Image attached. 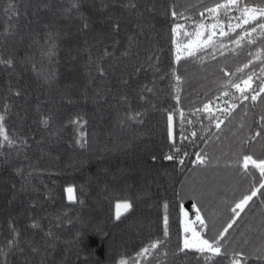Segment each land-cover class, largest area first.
<instances>
[{"label":"trees","instance_id":"trees-1","mask_svg":"<svg viewBox=\"0 0 264 264\" xmlns=\"http://www.w3.org/2000/svg\"><path fill=\"white\" fill-rule=\"evenodd\" d=\"M12 2L15 14L0 0V59L12 61L0 63V114L15 141L0 137L6 264H206L195 251L179 252L181 210L193 220L195 204L211 238L231 221V208L264 184L259 167L244 159L264 161V17L242 24L235 7L230 19L223 9L205 11L228 0ZM242 6L264 7V0ZM211 25L220 29L207 36ZM201 29L207 38L189 56L186 44ZM180 112L192 122L189 140L177 141L178 155L188 154L183 165L164 158L175 151L168 116L179 137ZM197 153L205 164H193ZM69 186L82 203L67 200ZM125 200L132 208L117 221L114 205ZM165 203L166 242L133 261L164 239ZM226 236L228 254L210 264H230L234 252L264 264V189Z\"/></svg>","mask_w":264,"mask_h":264},{"label":"snow or ice","instance_id":"snow-or-ice-1","mask_svg":"<svg viewBox=\"0 0 264 264\" xmlns=\"http://www.w3.org/2000/svg\"><path fill=\"white\" fill-rule=\"evenodd\" d=\"M243 5V0H228L227 4H218L215 7L211 9H206L205 11L210 15H215L217 13L218 9H223L224 10V15L226 19H230L228 16V11L231 10L232 7H235L236 10L240 13L239 17H236V19L240 20L242 24H248L250 21H255L257 19V16L264 17V7H248V6H242ZM134 7V5H132ZM5 12H12L15 14V4L12 2V0H9L8 6L5 9ZM172 17L175 18L177 17V13L173 11L171 13ZM202 17L204 16V13L200 14ZM87 27V25H85ZM181 27L180 25H177L172 29V31L175 33L177 31V28ZM230 30L234 31L235 29L231 28V25L229 26ZM236 28L241 27V24L238 23L235 25ZM258 27L261 30V33L264 34V24L258 25ZM252 31L255 32L256 28H252ZM187 35V33H185ZM220 35L224 36L226 33L223 31V29L220 30ZM211 39V37H209ZM177 51L179 52V45L177 46ZM189 56L194 55V53L190 50L189 46V51L187 53ZM177 61L180 60V56L177 55L176 57ZM0 63H6L7 65H11L12 61H3L0 59ZM101 74H103V70L101 69ZM173 75L175 73L173 72ZM177 81H179L180 77L176 76L175 77ZM255 91V90H253ZM260 92H264V88L260 89ZM260 93H256L255 95L251 96V100L255 101L257 99V95ZM249 97L244 96L243 99L247 100ZM177 99H179L177 97ZM208 108V105H205V109ZM139 113L136 114V116L132 117V119H137L139 117ZM3 120H4V115L0 114V137L4 141L7 142L9 146H12L15 144V141L10 139L4 132V126H3ZM168 121H169V143L172 146V148L175 150L172 154H169L165 156L164 158L171 161L175 159L177 163L180 165H183L185 163V158L187 157V153H184L183 156H179L178 154L181 152V148L177 147V141L183 143L189 140V137L185 134V124L187 123L188 125H191V121L187 120V117L184 115L183 112L179 113V123L176 128V131L180 133L179 137H176L173 133V126H172V121H173V116L169 114L168 116ZM49 123L48 118H45L42 120V124L47 127ZM72 123H79L78 121H73ZM82 123H80V127H82ZM217 128L220 127V123H217L215 125ZM84 133L81 131L80 136L77 140V143L80 144L81 147H84ZM193 137L196 136V133L193 132L191 134ZM257 136H259V133H256ZM155 159V158H153ZM245 161L247 162L248 160H251V157H245ZM206 163V160L200 156L199 153L196 155V159L193 161V164L196 165H203ZM254 167H259L261 175H264V161L260 162V164H256L255 161H252ZM245 167H247V163L245 164ZM260 189H264V184L260 185ZM260 189H255L251 192V195H246L243 197L240 203H237L235 207L231 208V216L232 219L231 221L227 224L226 227L223 228L221 232H219L218 235L211 237V238H204L205 236L209 235V225L206 222L205 218L201 215L200 209L194 204L193 205V212L195 214V218L191 221H181V226L183 229V243L182 246L179 248L180 253H186V252H191L195 251L203 256V258L206 261V264H210V261L214 257H220V256H226L227 253V248L229 246V241L227 240L226 234L229 233L230 229L233 228L234 224L237 222V218L241 216V214L245 211V208L248 206L249 202L252 201L260 192ZM67 193V200L70 203H75V202H80L82 201H77V197L75 195L76 189L72 186H69L65 189ZM115 207V219L118 221L122 218V216L125 213H128L131 208H132V203L130 201H117L114 205ZM165 209V215H164V232L163 236L164 239L150 243V245L146 246L144 249H142L139 253L136 254L135 257L132 258L133 261L138 260L139 258L143 257L145 260L147 259V255H151L152 251L155 250L159 247H162L164 243L166 242L168 236H169V231H168V215H167V208L168 204L165 203L163 205ZM181 215H186L184 210H181ZM33 228L39 227L38 224L33 223L31 225ZM14 232V239L18 236V233H16V230L13 229ZM13 244L10 241L9 242V250H11ZM35 251V249L33 250ZM160 254L167 256V252H161ZM233 260L230 261V264H240L241 261H244L245 264H247L248 257L244 255L241 252H234L233 254ZM7 256V253L3 250L0 249V264H6V259H4ZM258 259L264 261V254L259 255ZM119 264H130L129 260L121 259L119 261Z\"/></svg>","mask_w":264,"mask_h":264},{"label":"rangeland","instance_id":"rangeland-1","mask_svg":"<svg viewBox=\"0 0 264 264\" xmlns=\"http://www.w3.org/2000/svg\"><path fill=\"white\" fill-rule=\"evenodd\" d=\"M220 29V27H218L217 25H211L208 29V34L207 36H211L213 35L216 31L218 32ZM205 30L204 29H201L200 32L192 38V40H190L186 45H187V49H189V46H190V49H194L196 48L197 46L201 45L202 43H204L205 39L207 38V36L205 35ZM252 159L251 160H248L247 163H252ZM256 164H259V163H256ZM184 212L186 213V215H182L181 216V219L182 221H191L192 219L189 218V215L187 214L186 210H184ZM114 215H115V207H114ZM195 218V216H194ZM193 218V219H194Z\"/></svg>","mask_w":264,"mask_h":264}]
</instances>
